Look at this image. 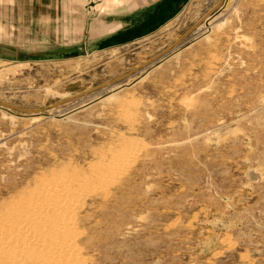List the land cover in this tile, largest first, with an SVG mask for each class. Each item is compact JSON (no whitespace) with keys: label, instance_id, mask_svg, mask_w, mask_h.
Instances as JSON below:
<instances>
[{"label":"rangeland","instance_id":"374dc122","mask_svg":"<svg viewBox=\"0 0 264 264\" xmlns=\"http://www.w3.org/2000/svg\"><path fill=\"white\" fill-rule=\"evenodd\" d=\"M145 15L77 44L0 21V242L66 198L0 264H264V0Z\"/></svg>","mask_w":264,"mask_h":264},{"label":"crops","instance_id":"0c3cea01","mask_svg":"<svg viewBox=\"0 0 264 264\" xmlns=\"http://www.w3.org/2000/svg\"><path fill=\"white\" fill-rule=\"evenodd\" d=\"M171 3L172 0H120L110 13L90 18L78 0H0V21L17 27L19 38L49 37L56 44H77L83 38L99 42L118 29L137 25L139 19L146 18L147 11L159 16Z\"/></svg>","mask_w":264,"mask_h":264},{"label":"bare ground","instance_id":"6f19581e","mask_svg":"<svg viewBox=\"0 0 264 264\" xmlns=\"http://www.w3.org/2000/svg\"><path fill=\"white\" fill-rule=\"evenodd\" d=\"M65 186H66V184H65ZM66 189H68V188L66 187ZM62 192H63L62 187H60L58 185H56V187H54V188H49V187L44 188V189H42L40 195H41L43 201L48 202L49 204L45 203L44 205H40V206H37L38 204L37 205L35 204L36 206L31 205V206L22 208L20 210L18 209L19 210L18 215H19L20 219L15 224L16 227H13V229H14L13 231H15L17 233L25 234V236H28V238H21L20 240H4V241L0 242V245H1L0 251L4 252L6 254L9 253L12 255H18V257L28 256L33 252L40 251L42 249V246L40 243L37 242L38 238H37V240L35 238H33V237H35V234H34L35 231L27 228L26 224L38 223V225L41 226L42 218L48 217L47 215L51 214L52 212L56 213L57 211H59L60 210L59 203L60 202L65 203L66 198H61L60 200H56V195L61 194ZM59 219H60V217H59ZM50 221H51V219H50ZM38 225L36 227H38ZM13 226H14V224H13ZM36 227H35V229H36ZM44 232H45V228H44ZM39 240H41V239L39 238Z\"/></svg>","mask_w":264,"mask_h":264}]
</instances>
